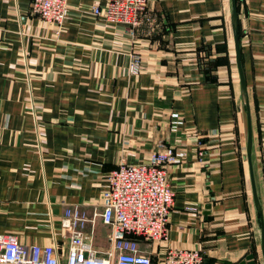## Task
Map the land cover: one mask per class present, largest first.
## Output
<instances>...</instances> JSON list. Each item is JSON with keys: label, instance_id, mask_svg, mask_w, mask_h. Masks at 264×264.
<instances>
[{"label": "crops", "instance_id": "0c3cea01", "mask_svg": "<svg viewBox=\"0 0 264 264\" xmlns=\"http://www.w3.org/2000/svg\"><path fill=\"white\" fill-rule=\"evenodd\" d=\"M106 1L67 0L57 37L31 14V0H0V233L54 245L66 264L61 220L75 207L95 218L85 234L104 256L110 227L98 214L109 171L145 162L162 144L184 156L167 165L175 194L165 241L136 238L140 252L155 264L169 246L201 250L204 264H247L250 254L264 264L230 0H148L157 26L133 42L92 13ZM238 4L264 222V0ZM207 47L211 59L225 56L214 82L198 68ZM132 53L141 57L138 72L129 70ZM171 112L184 119L179 132L170 130Z\"/></svg>", "mask_w": 264, "mask_h": 264}, {"label": "built area", "instance_id": "2783aa9c", "mask_svg": "<svg viewBox=\"0 0 264 264\" xmlns=\"http://www.w3.org/2000/svg\"><path fill=\"white\" fill-rule=\"evenodd\" d=\"M30 11L53 26L60 36L68 13L67 0H31ZM92 13L117 28L133 42L144 29L152 35L157 19L151 13L148 0H107L103 6L94 5ZM141 57L130 55L129 70L138 72ZM172 132H179L184 119L169 114ZM182 152L159 145L145 162L129 164L121 161L107 175V187L101 196L103 224L110 227L109 251L99 256L85 234L89 218L79 208H67L61 227L69 238L66 264H155L150 256L140 252L137 239L154 244L165 241L174 190L169 183L165 165L179 162ZM205 258L197 248L167 247L157 264H204ZM0 264H59L54 245L23 244L14 234L0 233Z\"/></svg>", "mask_w": 264, "mask_h": 264}, {"label": "water", "instance_id": "95a60500", "mask_svg": "<svg viewBox=\"0 0 264 264\" xmlns=\"http://www.w3.org/2000/svg\"><path fill=\"white\" fill-rule=\"evenodd\" d=\"M230 25L232 30L233 42H234V51H235V61L238 70L239 76V89H240V99L241 104L244 107L245 114H246V157L249 166V176H250V183H251V191L253 197V203L255 210L259 215V222H260V246H261V254L264 259V222H263V215H262V208L260 205L254 177H253V170L251 166V149H252V129H251V120H250V111H249V98L247 92V86L245 81V76L243 72L242 62H241V53H240V44H239V21H238V10H237V0H230ZM209 207V206H207ZM249 260L247 264H255L253 260V255L250 254L247 256Z\"/></svg>", "mask_w": 264, "mask_h": 264}, {"label": "trees", "instance_id": "16d2710c", "mask_svg": "<svg viewBox=\"0 0 264 264\" xmlns=\"http://www.w3.org/2000/svg\"><path fill=\"white\" fill-rule=\"evenodd\" d=\"M238 2L239 0H237V10H238ZM239 37H240V30H239ZM219 49H221L222 47H218ZM210 47H207L203 50V55L201 57H199V70L201 73V77L204 81H208V82H214L216 81V75L215 73V66H217L218 62L222 61L225 56L224 55H220V56H216L215 58L211 59V54L210 53Z\"/></svg>", "mask_w": 264, "mask_h": 264}, {"label": "rangeland", "instance_id": "374dc122", "mask_svg": "<svg viewBox=\"0 0 264 264\" xmlns=\"http://www.w3.org/2000/svg\"><path fill=\"white\" fill-rule=\"evenodd\" d=\"M31 4V3H30ZM32 14V13H31ZM34 15V14H33ZM35 16H37V15H35ZM37 17H39V16H37ZM40 18V17H39ZM41 19V18H40ZM140 69V68H139ZM184 155H182V156H180V158L181 157H183ZM170 163V162H169ZM137 164V163H136ZM167 165H168V163L165 165V170H166V172H167Z\"/></svg>", "mask_w": 264, "mask_h": 264}]
</instances>
